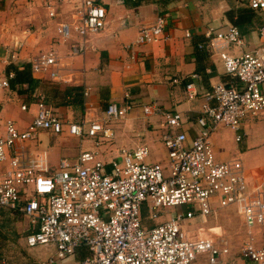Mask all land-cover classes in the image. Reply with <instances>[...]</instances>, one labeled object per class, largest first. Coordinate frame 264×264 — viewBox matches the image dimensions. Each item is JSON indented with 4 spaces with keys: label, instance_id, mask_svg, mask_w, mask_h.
Returning a JSON list of instances; mask_svg holds the SVG:
<instances>
[{
    "label": "built area",
    "instance_id": "1",
    "mask_svg": "<svg viewBox=\"0 0 264 264\" xmlns=\"http://www.w3.org/2000/svg\"><path fill=\"white\" fill-rule=\"evenodd\" d=\"M112 1L79 0L72 19L58 22V32L65 38L73 32L82 36L73 44V54L84 53V38L105 28L107 4ZM249 5L264 15V0H250ZM61 13L56 8L49 11L53 18ZM167 25V18L159 15L153 24L140 26L136 43L160 40ZM260 34L264 36V24ZM186 35L191 36V32ZM205 37L200 47L210 46L226 72L242 86L219 81L204 94L197 118L200 131L192 139L179 130L185 118L182 112L165 113V126L169 128L163 135L167 166L150 162V149L142 145L120 148L111 170L97 151L84 150L75 159L63 158L56 170L45 173L29 164L23 151L18 150V142L35 140L40 130L60 134L67 129L83 139H95L97 145L111 142L112 124L126 117L133 108L130 102L108 104L99 120L66 122L41 94L38 111L25 130L12 119L7 120L5 134L0 135V164H8L6 168L0 166V208L19 212L30 221L31 231L26 236L29 247H56V257L46 264H193L198 256H205L208 264H231L224 260L233 251L229 238L191 239L185 230L186 223L197 215L207 221L231 207L236 208L248 229L241 255L253 264H264V246H257L252 232L256 226H264V187L248 178L240 159L219 161L211 141L213 133L224 126L233 129L237 141H241L245 116L264 118V51L231 53V45L242 43L236 25L209 26ZM16 57L15 50L11 58ZM58 60V53L49 50L30 63L33 72L48 71L56 77L53 68ZM14 75L9 71L0 85L7 86ZM193 86L187 84L190 99L197 97ZM154 108V104L147 105L144 112L152 113ZM185 205L191 209L171 212V208ZM162 208L171 214L158 221ZM144 209H148L146 218L155 220V224L145 222ZM83 249L87 253L80 255Z\"/></svg>",
    "mask_w": 264,
    "mask_h": 264
},
{
    "label": "crops",
    "instance_id": "2",
    "mask_svg": "<svg viewBox=\"0 0 264 264\" xmlns=\"http://www.w3.org/2000/svg\"><path fill=\"white\" fill-rule=\"evenodd\" d=\"M249 1L115 0L107 4L105 28L84 38V53L73 54L72 46L82 36L73 32L65 38L58 32L57 24L72 19L80 6L79 0H0L1 80L15 67L22 69L44 52L55 50L59 55L58 64L53 68L57 71L56 77L48 71L33 72L31 68L36 84L12 83L10 79L7 86L0 85V135L5 134L9 119L25 130L38 111L41 94L66 122L99 120L108 104L130 102L133 108L126 117L112 124L111 142L97 145L95 139H83L67 129L60 134L40 130L35 140L18 142V150L23 151L29 164L45 173L56 170L63 158L75 159L84 150L97 151L111 170V162L119 158L120 148L142 145L150 149V162L167 166L169 159L163 135L169 128L165 126V113L182 112L185 118L179 130L187 132L192 139L200 131L197 118L204 94L219 81L242 86L226 72L219 55L210 46L200 47L206 40L207 28H226L235 25L241 17L238 28L242 43L231 45L229 51L236 55L264 51V36L260 34L264 15L253 10ZM52 8L61 11V16L51 17ZM12 11L14 28L9 25L8 12ZM159 15L168 20L164 36L156 42L136 43L140 26L153 24ZM187 31L191 36L186 35ZM15 50L17 57L12 59ZM189 83L194 84L196 98L188 96ZM153 104L157 108L145 113L144 107ZM241 127L240 132L244 134L241 141H237L236 132L229 127L213 133L211 141L216 158L219 161L240 159L248 178L264 187V118L245 116ZM0 166L6 168L8 164ZM227 209L234 211L236 218H225L229 217L232 223L242 220L239 227L246 240L248 229L243 218L236 208ZM164 210L163 214L170 212ZM30 231V221L23 214L0 208V264H46L56 257L54 245L29 247L26 236ZM252 232L257 246H264V226H256ZM240 249L232 251L224 260L231 264H253L241 255ZM202 260L208 264L205 256Z\"/></svg>",
    "mask_w": 264,
    "mask_h": 264
},
{
    "label": "rangeland",
    "instance_id": "3",
    "mask_svg": "<svg viewBox=\"0 0 264 264\" xmlns=\"http://www.w3.org/2000/svg\"><path fill=\"white\" fill-rule=\"evenodd\" d=\"M21 12V11H20ZM12 13V14H11ZM8 15H11L10 21H9V25L13 26V28L16 26V22L14 21L13 15H14V11L12 12H8ZM27 25V24H25ZM34 28V27H33ZM191 209L190 205H185L182 207H173L171 208V212L172 211H186ZM164 208H162L160 210L162 216L158 219V221H164L167 216H169L171 214V212L163 214L164 212ZM234 211L228 210V209H223L218 213V216L214 217V216H210L208 217L207 221H204L203 218L198 214V212L196 213V217L192 220H189L186 223V227L185 230L189 233V236L191 239H197V238H201V237H207V236H211L214 238H218L219 236H223L226 238H229L231 245L233 247V252L236 251L238 252V250L241 248V246L244 243V238L242 237V231L241 228L239 227L241 225L242 220L240 221V223H232L229 220V217L225 216H230V217H234L236 218L235 214L233 213ZM164 217H166L164 219ZM240 218V217H239ZM145 222L147 224H155V220L153 219H148L145 218ZM238 225V226H237ZM217 226V227H215ZM243 226V225H242ZM213 227V228H211ZM220 227V228H219ZM211 228V230H210ZM203 256H198V258L194 261L193 264H207L206 262H204L203 260Z\"/></svg>",
    "mask_w": 264,
    "mask_h": 264
},
{
    "label": "trees",
    "instance_id": "4",
    "mask_svg": "<svg viewBox=\"0 0 264 264\" xmlns=\"http://www.w3.org/2000/svg\"><path fill=\"white\" fill-rule=\"evenodd\" d=\"M240 19H241V17H239L235 21L234 24L236 26H238L239 23L241 22ZM31 68H32L31 63H28V64L24 65V67L22 69H20L19 67H15V70H13L15 72V75H14L13 78H11L12 83L28 82V84H30V85L31 84H36L37 79L32 76ZM143 214H144V218H146L147 215H148V209H144L143 210ZM79 253H80V255H85L87 253V251H85L83 249Z\"/></svg>",
    "mask_w": 264,
    "mask_h": 264
}]
</instances>
